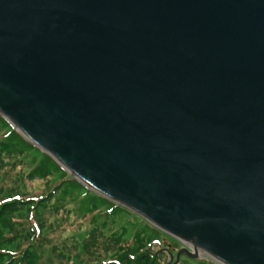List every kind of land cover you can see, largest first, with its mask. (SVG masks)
<instances>
[{
  "label": "water",
  "instance_id": "obj_1",
  "mask_svg": "<svg viewBox=\"0 0 264 264\" xmlns=\"http://www.w3.org/2000/svg\"><path fill=\"white\" fill-rule=\"evenodd\" d=\"M0 117L173 264H264V0H0Z\"/></svg>",
  "mask_w": 264,
  "mask_h": 264
},
{
  "label": "trees",
  "instance_id": "obj_2",
  "mask_svg": "<svg viewBox=\"0 0 264 264\" xmlns=\"http://www.w3.org/2000/svg\"><path fill=\"white\" fill-rule=\"evenodd\" d=\"M0 154L7 159L13 155L34 154L38 161L30 171L21 167L19 162V173L21 175L26 173L22 177L27 182L35 180L34 178L54 177L59 182L44 193L30 195L14 192L0 197V264H38L39 255L49 253L53 249L46 246L43 250L47 245L44 238L48 230L59 221L67 219L69 214L83 221L89 219V223L84 222L85 230L77 231L75 236L69 238L70 241L79 240L78 243L81 245L69 252L63 250L68 255L67 259L64 258V264H159L164 255L168 257L172 254L171 251L175 252L173 247L181 246L139 216L87 189L54 159L25 140L2 117ZM12 165L13 161H6V166ZM12 190L13 188L8 191ZM2 194L4 192H0V195ZM78 194L81 197L77 199ZM73 201L79 205V208H76V212H80L79 217L67 209L69 205H74ZM44 213L48 218L55 219H50L53 221L45 225L43 223L45 219L40 220ZM15 214L16 218L20 217L22 221H26H24L26 227L22 224L18 229L19 222L12 221ZM119 215L130 216L133 219V226L121 224L119 229H110L111 223L108 225V220ZM20 218L17 220L20 221ZM98 219L101 221L96 223ZM31 220V224L27 223ZM21 245L24 246L20 248ZM153 246H157L158 249L153 250ZM179 261L178 259L175 264H179ZM193 262L215 264L203 256Z\"/></svg>",
  "mask_w": 264,
  "mask_h": 264
},
{
  "label": "rangeland",
  "instance_id": "obj_3",
  "mask_svg": "<svg viewBox=\"0 0 264 264\" xmlns=\"http://www.w3.org/2000/svg\"><path fill=\"white\" fill-rule=\"evenodd\" d=\"M3 133H1V136ZM6 161H13V165L11 167L6 166ZM37 161L38 158L34 154H24V156L13 155L12 157H9V159H7L5 156L0 154V192L2 193L4 192V194L0 195V197L8 196L9 194H12L14 192H20V194L25 193L30 195H36L41 192L42 193L47 192L48 190L52 189L57 183H59L57 179H55L54 177L34 178L35 180L27 182V180L22 177L26 173L24 172L22 175L19 173L18 164L20 162L21 167L30 171L32 167L36 165ZM11 188H13V190L8 191ZM80 197L81 195L78 194L77 199ZM73 203L74 205H69L67 209L70 210L69 211L70 213H74V215L79 217L80 212H76V208H79V205L74 201ZM59 215L60 212L58 216ZM13 216L14 217H12V221L19 222L17 223L18 229L21 228L22 224L24 227H26L25 220L24 222L22 221L23 220L22 218L17 217L20 218L19 221L16 218V214ZM68 216L69 217L62 222L58 220L59 223L55 226H51V228L48 230V233L45 235L44 238L47 245L43 247V250L44 248H46V246L51 248L53 247V249L49 253H41L39 255V261L37 262L38 264H64V258L67 259L68 255L63 250H67L69 252V250L81 245L80 243H78L79 240L75 239L70 241L69 238L75 236L77 234V231L85 230L84 222L89 223L88 221L89 219L84 218L85 221H83V219L75 218L72 214H69ZM44 219L46 222L43 221ZM50 219H55V218H48L47 214L44 213L43 217L40 220H42L43 223H45L46 225V223L53 221V220L51 221ZM32 220L28 221L27 223L31 224ZM100 221L101 220L98 219L96 220V223H99ZM132 222L133 219L130 216L119 215L116 218L109 219L108 225L111 223V225H109L110 229H119L121 224L123 225L128 224V226L132 227L133 226ZM85 241H87V238ZM23 246L24 245H21L20 248H22ZM180 247H181L180 245L173 247L175 248V252L171 251L172 254L170 255L172 258L170 262H169V257L164 255L163 258H161L162 261L159 262V264H173L174 262L172 263V261H174V255L180 249ZM157 249H158L157 246H153V250H157ZM73 251L74 250H72V253ZM178 259L180 260L179 264H195L193 260L188 259L184 256H179Z\"/></svg>",
  "mask_w": 264,
  "mask_h": 264
}]
</instances>
